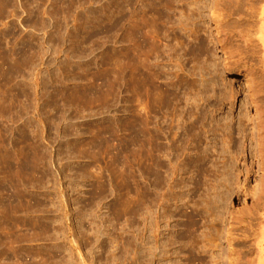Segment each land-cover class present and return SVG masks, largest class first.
Returning <instances> with one entry per match:
<instances>
[{
    "label": "rangeland",
    "instance_id": "1",
    "mask_svg": "<svg viewBox=\"0 0 264 264\" xmlns=\"http://www.w3.org/2000/svg\"><path fill=\"white\" fill-rule=\"evenodd\" d=\"M225 1L0 0V264H187L212 225L227 264L264 213V0Z\"/></svg>",
    "mask_w": 264,
    "mask_h": 264
},
{
    "label": "bare ground",
    "instance_id": "2",
    "mask_svg": "<svg viewBox=\"0 0 264 264\" xmlns=\"http://www.w3.org/2000/svg\"><path fill=\"white\" fill-rule=\"evenodd\" d=\"M234 1L235 0H226L225 2L230 6H232V4H234V3H235L234 5L239 4V3H237V1L236 2H234ZM254 1H261V0H254ZM237 8H239V6H237L236 9ZM248 15L247 16L251 18L253 13H250ZM255 15H257L256 12H255ZM258 16H259L258 20H260L259 25L255 24V23L251 24L250 23L251 21L249 22V19L248 20H242V23L246 24V25L248 23L251 24L250 26L248 24V26L250 28L251 27L254 28L253 34H254V36L257 35L256 41L261 45L263 52H264V7L261 9V12L259 13ZM219 25H221V24H219ZM219 25H218V29L221 28V26H219ZM245 29H247V28H244V30ZM244 30H237L236 36L242 40L244 50L249 51L253 44L251 43V40L246 38L248 36V34ZM220 33L225 37L224 39H226V35L223 33V29H221ZM263 82H264V79H263ZM149 139H150V137H149ZM203 165H204V163H198L197 167L200 169ZM148 172L150 173V168H149ZM262 184L263 183L260 181L261 187L258 188V192H257V189L254 190V192L252 193V196L257 194V201L259 203L258 209L264 211V188H262L263 187ZM192 218H193V215L188 216V219L189 220L191 219V221H192ZM219 220H221V219L216 218L213 221L215 222V221H219ZM241 220L243 222H246L245 226L240 225L242 223H238L237 224V226H239L238 230H236L234 225H232L230 228L231 231H240V234L235 235L234 233H228V242H227L228 258H227L226 263L227 264H264V226H261V222L264 221V213L262 215L261 214L258 215V213L253 212L251 214H248L247 217H245L244 219H241ZM218 236H219V230L215 229L214 226L212 225L211 229H209V233L203 236V239H202L204 241L203 244L192 245L191 244L192 242H188L190 244L189 247H188V243L183 244V246L181 247V250L185 249L183 251H185L184 255H186V257H187L186 258L187 264H195V263L196 264H221V260L219 259V255L217 253H214L215 250H213V249L218 248V245H215L213 243L214 238L218 237ZM212 238H213V240H212ZM165 244H164V246H165ZM146 246H148V244ZM150 246H148L146 248L145 258L143 257L145 259L144 264H152L153 257L155 255L154 254V250H155L154 247L155 246L154 247H152V246L150 247ZM234 246H243L246 250L245 251L236 250L234 248ZM160 247H161V245H160ZM187 247H188V249H187ZM162 248H164V247H161L159 249L162 250ZM165 248H167V247H165ZM165 248L163 249L164 251H165ZM163 250L160 252L161 254L164 252ZM183 251H181V252H183ZM155 252H157V251H155ZM210 252H211V254L208 257L209 259L208 260L206 259L207 260L206 261L204 259L205 255H206V253H210ZM158 254H159V252H158ZM202 254H204V256ZM206 256H208V255H206ZM133 257H135V254ZM162 257L164 258V257H166V255L161 256V258ZM167 259H169V258L167 257L166 260ZM163 261H161V262H163ZM175 261L173 263H175Z\"/></svg>",
    "mask_w": 264,
    "mask_h": 264
}]
</instances>
